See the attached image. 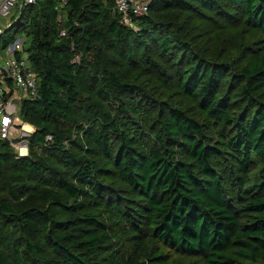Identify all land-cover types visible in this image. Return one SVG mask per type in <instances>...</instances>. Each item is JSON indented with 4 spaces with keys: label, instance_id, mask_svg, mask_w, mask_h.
Masks as SVG:
<instances>
[{
    "label": "trees",
    "instance_id": "1",
    "mask_svg": "<svg viewBox=\"0 0 264 264\" xmlns=\"http://www.w3.org/2000/svg\"><path fill=\"white\" fill-rule=\"evenodd\" d=\"M147 1L35 0L0 34L37 84L0 264H264V0Z\"/></svg>",
    "mask_w": 264,
    "mask_h": 264
},
{
    "label": "built area",
    "instance_id": "2",
    "mask_svg": "<svg viewBox=\"0 0 264 264\" xmlns=\"http://www.w3.org/2000/svg\"><path fill=\"white\" fill-rule=\"evenodd\" d=\"M34 2L35 0H0V17L9 18L6 24L0 22V34L11 24V17L17 7ZM114 3L126 24L132 23V17L145 14L148 8L147 0H114ZM60 35H65L63 29L60 30ZM5 51L7 55H0V139L9 141L19 156H25L28 154L26 139L33 128L22 122L19 111L23 99L37 95L36 77L24 52V40L15 39ZM50 138L48 135L47 139Z\"/></svg>",
    "mask_w": 264,
    "mask_h": 264
},
{
    "label": "rangeland",
    "instance_id": "3",
    "mask_svg": "<svg viewBox=\"0 0 264 264\" xmlns=\"http://www.w3.org/2000/svg\"><path fill=\"white\" fill-rule=\"evenodd\" d=\"M8 20H9V18L0 17V22L3 23V24H6ZM242 33H243L242 35L241 34H238L237 37L240 38V39L243 37L245 42H250L251 39H250L248 33L247 32H245V33L242 32ZM17 38H21L22 40H24V46L27 45V43H28L27 41L28 40H27V38L25 37V35L23 33L22 34H17L16 35V39ZM4 54L7 55V52L5 50H4Z\"/></svg>",
    "mask_w": 264,
    "mask_h": 264
},
{
    "label": "bare ground",
    "instance_id": "4",
    "mask_svg": "<svg viewBox=\"0 0 264 264\" xmlns=\"http://www.w3.org/2000/svg\"><path fill=\"white\" fill-rule=\"evenodd\" d=\"M26 127H27L28 129H30V127H29V126H27V125H26Z\"/></svg>",
    "mask_w": 264,
    "mask_h": 264
},
{
    "label": "crops",
    "instance_id": "5",
    "mask_svg": "<svg viewBox=\"0 0 264 264\" xmlns=\"http://www.w3.org/2000/svg\"><path fill=\"white\" fill-rule=\"evenodd\" d=\"M30 127H32L30 124H28ZM33 128V127H32Z\"/></svg>",
    "mask_w": 264,
    "mask_h": 264
}]
</instances>
